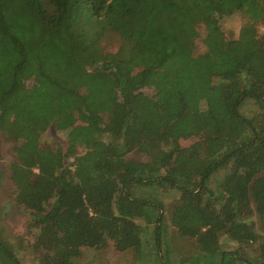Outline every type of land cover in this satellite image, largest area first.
Masks as SVG:
<instances>
[{"label": "trees", "instance_id": "16d2710c", "mask_svg": "<svg viewBox=\"0 0 264 264\" xmlns=\"http://www.w3.org/2000/svg\"><path fill=\"white\" fill-rule=\"evenodd\" d=\"M235 13L247 21L227 38L221 19ZM258 23L264 0H0V135L15 144L14 201L32 236L15 247L0 231L1 264H23L27 245L37 264H75L83 247L109 240L140 256L137 218L154 223L158 264H264V234L247 221L264 220ZM246 99L259 107L249 117ZM50 127L65 149L41 141ZM225 166L215 196L208 180ZM137 185L178 190L167 220L196 254L169 260L163 205L135 195ZM222 235L238 246L223 248Z\"/></svg>", "mask_w": 264, "mask_h": 264}, {"label": "rangeland", "instance_id": "374dc122", "mask_svg": "<svg viewBox=\"0 0 264 264\" xmlns=\"http://www.w3.org/2000/svg\"><path fill=\"white\" fill-rule=\"evenodd\" d=\"M145 16V11L141 12V17ZM247 21V18L241 13H235L231 16H225L221 19L222 30L227 38L236 37L239 33L242 25ZM259 32H264V26L261 23L257 24ZM202 33V27L199 28ZM119 40L115 34H109L107 39L102 43L105 50L113 52L118 47ZM195 46L197 51L203 49L201 38L198 37L195 40ZM31 81H27V85H30ZM146 93L152 94V88H144ZM258 104L251 99H246L240 106V111L245 116L249 117L258 112ZM53 139H57L61 142L63 148L67 147L66 136L60 132H57L53 127H50L42 136V142H50ZM196 138L181 139L179 142L183 146H187L192 143ZM14 143L10 140L4 139L0 135V231L3 237L11 242L15 247H18L19 243L26 244L28 241H32V236L28 233L27 222L29 214L26 209L19 206L14 201L15 185L10 178L9 164L14 156ZM79 152H83L82 148H79ZM227 171V166L217 169L208 180V187L212 190L215 196L218 195L220 190V182L222 181L224 174ZM132 192L135 195L146 196L147 198H154L159 200L163 207V221L162 227L164 229L163 240L168 248H171L169 253V260L178 263L184 256L196 254L194 243L191 241H185L176 237L173 227L169 225L167 220L168 206L178 196V190L174 187L169 188L167 186H132ZM218 201V200H217ZM247 221H253L257 232L264 234V220L258 215H253ZM137 222L142 227V240H143V252L140 256H137L136 251L129 249L126 251H117L114 248L112 241H108V244L102 248H86L83 247L79 257L74 259L75 264H158L156 262L157 253L153 248L152 231L154 229V223H146L142 219L137 218ZM222 247L228 249H234L238 245L236 242L226 239L224 235L220 237ZM18 249V248H17ZM246 251L250 252V247L246 248ZM17 254L20 257L23 264H37L38 254L33 252L27 245L25 248L17 250ZM1 264V262H0Z\"/></svg>", "mask_w": 264, "mask_h": 264}]
</instances>
